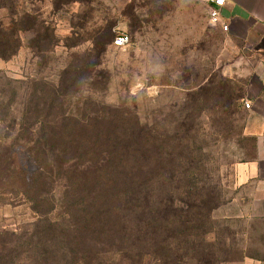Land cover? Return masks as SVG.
<instances>
[{
  "label": "trees",
  "instance_id": "16d2710c",
  "mask_svg": "<svg viewBox=\"0 0 264 264\" xmlns=\"http://www.w3.org/2000/svg\"><path fill=\"white\" fill-rule=\"evenodd\" d=\"M27 18L28 23L18 22L14 14L8 26L0 21V59L16 55L18 32L33 29ZM112 38L107 27L92 49L104 51ZM59 42L55 36L53 45ZM94 65L83 70V64L72 65L65 74L89 73ZM4 78L0 197L20 199L36 219L29 231L0 230V264H225L234 259L232 231L224 228L223 240L215 230L223 194L199 183L197 169L183 155L168 161L163 134L149 132L138 117L98 112L89 97L81 100L78 113H66V101L81 93L78 87L45 85L21 95L19 81ZM223 96L226 105L234 96L233 106L240 108L244 88L230 85ZM247 139L246 154L252 158L254 138ZM213 232L216 238H209Z\"/></svg>",
  "mask_w": 264,
  "mask_h": 264
},
{
  "label": "rangeland",
  "instance_id": "374dc122",
  "mask_svg": "<svg viewBox=\"0 0 264 264\" xmlns=\"http://www.w3.org/2000/svg\"><path fill=\"white\" fill-rule=\"evenodd\" d=\"M161 1L0 0L5 26L14 14L18 22L28 23L29 15L33 23L32 30L18 32L16 55L0 59V89L6 86L4 77L19 81L21 95L45 85H72L81 93L66 101V113H78L81 100L89 97L111 118L138 117L149 132L164 135L168 161L183 155L197 169L199 183L223 194L225 203L214 213L215 230L224 240V228L229 229L237 243L230 255L235 260L225 264H264V206L250 201L235 180L236 164L249 157V131L257 129L254 109L251 101L250 108L242 102L235 108V95L226 105L223 96L230 85L243 86L251 63L240 44L195 15L196 4L177 0L181 15L174 16V2L167 5L169 12ZM107 27L113 38L128 33L130 44L117 47L112 38L104 51L92 49ZM73 43L78 46L68 47ZM93 62L89 73L65 74L72 65L83 64V70ZM137 84L143 87L133 95ZM19 200L0 197V230H30L35 215ZM214 237V232L209 235ZM241 250L262 259L240 258Z\"/></svg>",
  "mask_w": 264,
  "mask_h": 264
},
{
  "label": "crops",
  "instance_id": "0c3cea01",
  "mask_svg": "<svg viewBox=\"0 0 264 264\" xmlns=\"http://www.w3.org/2000/svg\"><path fill=\"white\" fill-rule=\"evenodd\" d=\"M196 4V16L209 23L212 3L210 0H189ZM169 2H174V16H180L177 0H162L169 11ZM170 12V11H169ZM228 30L218 27L228 38L240 44L251 63L252 71L247 76L244 88V103L252 102L255 131H249L254 138L252 158L242 159L235 166V180L239 188L249 193L250 201L264 206V0H227L224 6ZM231 80V78H229ZM250 118V119H251Z\"/></svg>",
  "mask_w": 264,
  "mask_h": 264
},
{
  "label": "built area",
  "instance_id": "2783aa9c",
  "mask_svg": "<svg viewBox=\"0 0 264 264\" xmlns=\"http://www.w3.org/2000/svg\"><path fill=\"white\" fill-rule=\"evenodd\" d=\"M227 0H210L212 3V8L210 10L209 22L213 26H221L223 30H228L227 18L224 13V6ZM131 42L130 35L126 32H118L113 40V44L117 47L128 46ZM245 106L250 108V103L248 100L245 102Z\"/></svg>",
  "mask_w": 264,
  "mask_h": 264
},
{
  "label": "clouds",
  "instance_id": "9594fccd",
  "mask_svg": "<svg viewBox=\"0 0 264 264\" xmlns=\"http://www.w3.org/2000/svg\"><path fill=\"white\" fill-rule=\"evenodd\" d=\"M143 85L137 84L136 87L132 89L133 95L137 94L138 89L142 88Z\"/></svg>",
  "mask_w": 264,
  "mask_h": 264
}]
</instances>
